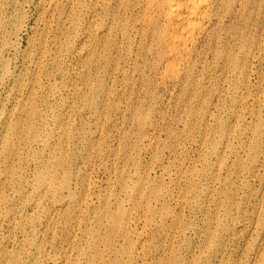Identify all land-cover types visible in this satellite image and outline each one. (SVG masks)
Here are the masks:
<instances>
[{
	"label": "rangeland",
	"instance_id": "1",
	"mask_svg": "<svg viewBox=\"0 0 264 264\" xmlns=\"http://www.w3.org/2000/svg\"><path fill=\"white\" fill-rule=\"evenodd\" d=\"M121 5L0 0V264H191L217 226L264 121V0L168 68Z\"/></svg>",
	"mask_w": 264,
	"mask_h": 264
},
{
	"label": "bare ground",
	"instance_id": "2",
	"mask_svg": "<svg viewBox=\"0 0 264 264\" xmlns=\"http://www.w3.org/2000/svg\"><path fill=\"white\" fill-rule=\"evenodd\" d=\"M121 2L126 14L129 13L125 18L126 29L136 30L141 36V45L148 44L157 54V60L164 62L167 68L174 63L185 67L195 55L200 54L206 37L214 34L222 13L233 4V0ZM241 141L242 151L233 164L223 161L227 175L220 187L223 200L222 204L219 203L222 213L217 218V226L209 229L201 253L195 254L191 264H264V121L259 119L248 141ZM236 178L239 183H236ZM178 262L180 264L181 258Z\"/></svg>",
	"mask_w": 264,
	"mask_h": 264
}]
</instances>
